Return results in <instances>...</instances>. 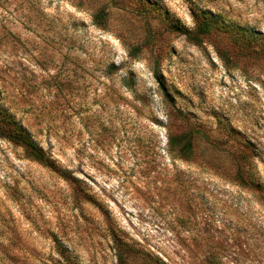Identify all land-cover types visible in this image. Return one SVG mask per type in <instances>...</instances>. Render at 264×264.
Returning <instances> with one entry per match:
<instances>
[{"label": "rangeland", "instance_id": "1", "mask_svg": "<svg viewBox=\"0 0 264 264\" xmlns=\"http://www.w3.org/2000/svg\"><path fill=\"white\" fill-rule=\"evenodd\" d=\"M0 103V264H264V0H0Z\"/></svg>", "mask_w": 264, "mask_h": 264}, {"label": "trees", "instance_id": "2", "mask_svg": "<svg viewBox=\"0 0 264 264\" xmlns=\"http://www.w3.org/2000/svg\"><path fill=\"white\" fill-rule=\"evenodd\" d=\"M102 14L96 15L97 20H101ZM220 21L218 18L212 15H204V19L199 23L196 32L182 30L179 31L182 34H185L186 37L195 44H201V37L199 34H205L211 32L212 29L220 26ZM156 76L160 78L159 74L156 71ZM0 137L8 139L12 143L21 146L26 152L27 156L46 165L53 167L54 163L52 162L50 156L47 154L45 149L40 146L32 134L20 123L12 114H10L0 103ZM195 129L192 128L188 131L182 132L180 134L170 136V145L174 147L177 153L188 159L194 153L195 148ZM243 184H255V181L252 179H247L241 172L238 170L237 176ZM118 256L120 260L124 259V255L119 252Z\"/></svg>", "mask_w": 264, "mask_h": 264}]
</instances>
